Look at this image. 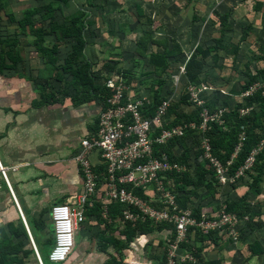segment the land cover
<instances>
[{
    "label": "crops",
    "instance_id": "crops-1",
    "mask_svg": "<svg viewBox=\"0 0 264 264\" xmlns=\"http://www.w3.org/2000/svg\"><path fill=\"white\" fill-rule=\"evenodd\" d=\"M126 2L0 0V161L7 174L6 180L0 172V232L4 230L19 248L24 264H39L33 245L43 264H56L49 260L56 244L52 208L74 205L83 192L74 158L82 141L97 130L102 102L76 99L74 71L91 64L96 83L101 85L119 76L114 69L135 73L142 60L149 65L136 53V47L143 31L152 30L128 20ZM51 4L56 10L54 21L46 10ZM80 9L89 12L90 25L82 55L69 68L68 61L81 44L70 36L62 38V34L75 29L71 19ZM30 11L35 12L30 17L32 23L46 31L43 46L53 49L58 45L50 60L41 53L26 22ZM136 15L140 21L141 16ZM153 33L155 39H163ZM164 40L173 45V40ZM94 160L98 162L96 155ZM102 211L100 202L87 206L86 223L76 234L73 254L58 264H106L112 258L117 260L114 264H157L163 251L156 243L127 228L120 215L110 216L108 223ZM131 235L135 243H131ZM25 252L32 254L25 258ZM251 258L247 262L253 264ZM213 260L204 257V262ZM214 261L223 264L224 259Z\"/></svg>",
    "mask_w": 264,
    "mask_h": 264
},
{
    "label": "rangeland",
    "instance_id": "rangeland-1",
    "mask_svg": "<svg viewBox=\"0 0 264 264\" xmlns=\"http://www.w3.org/2000/svg\"><path fill=\"white\" fill-rule=\"evenodd\" d=\"M126 1L128 20L135 24L142 23L144 28L157 32L158 38L173 40V45L181 43L184 53L178 58L171 57V67L166 71L155 70L142 60L128 84L134 100H139L142 94L153 101L155 94L151 95L150 92L162 88L161 96L171 103L170 109L177 107L172 115L169 109L163 122L167 127L164 125L162 129L169 133L176 131L178 136L164 145L170 152L159 153L172 154L170 157L176 168L163 174L164 190L159 183L147 189L149 199L144 200L150 205L145 211H134L136 220L120 217L126 221L127 228L140 231L153 244L156 243L158 249H162L157 264L162 260L165 261L163 264H167L170 258L175 264H204V257L207 256L214 260L223 257V264H250V261L247 262L250 255L253 264H264V173L259 181L254 182L257 177L255 159L264 153V135L262 137L260 131H255L261 139L235 171L231 167L238 158L242 143L248 138L246 130L240 128L237 144L226 162L213 156L208 138L213 124L229 133L223 117L236 110L240 118L262 111L261 127L264 129V107L261 110L256 102L244 107V99L253 93L261 91L264 97V0ZM258 2H262L259 8ZM139 5L143 14L137 21L138 12L134 8ZM221 11L230 13L229 21L233 24L224 31L219 18ZM221 38L239 46L238 51L227 53L218 50L217 61L213 57L205 59L203 83L189 87L185 70L189 57L200 46L214 45L215 40ZM249 74L256 75L257 79L244 89ZM197 112L203 120L202 126L188 122L186 117L182 118ZM180 117L181 124L177 123ZM158 134L161 135L160 131ZM177 139H183V143L172 148L171 143ZM201 166L213 174L212 190L194 182L198 179L197 172ZM207 177L210 179L212 175ZM187 183L190 186L186 191L179 189L187 186ZM183 193H189L191 197L190 201H183L186 208L179 201ZM173 196L178 202L176 209L172 206ZM239 200L247 203L249 211L245 217L228 211L229 202ZM180 224L186 225L185 234L178 231ZM131 243H135V238ZM258 246L262 254L254 256L253 251ZM199 250L198 258L196 254ZM170 251H175L173 256Z\"/></svg>",
    "mask_w": 264,
    "mask_h": 264
},
{
    "label": "built area",
    "instance_id": "built-area-1",
    "mask_svg": "<svg viewBox=\"0 0 264 264\" xmlns=\"http://www.w3.org/2000/svg\"><path fill=\"white\" fill-rule=\"evenodd\" d=\"M105 85L111 93L102 103L97 130L82 141L74 158L82 175L83 192L77 196L74 205H55L52 208L56 240L49 255L52 263H65L73 254L76 234L86 223L87 206H93V201L101 203L102 217L108 223L112 221L108 207L113 203L128 207L123 212L125 219L136 220L134 211H145L150 205L136 194V190L148 191L156 183L161 184L164 190L163 174L176 169L168 153H157L158 146H164L178 136L176 131L169 133L162 129L171 103L165 101L157 115L150 116L144 112L152 104L150 97L141 94L139 100H134L129 86L121 82L120 76H112ZM102 166L106 168L105 174L98 171ZM0 172L7 180L1 161ZM171 200L176 209V197ZM178 231L185 234L186 225L180 224ZM33 246L39 264H43L36 246ZM174 252L170 251L171 256ZM167 264L175 263L170 258Z\"/></svg>",
    "mask_w": 264,
    "mask_h": 264
},
{
    "label": "trees",
    "instance_id": "trees-1",
    "mask_svg": "<svg viewBox=\"0 0 264 264\" xmlns=\"http://www.w3.org/2000/svg\"><path fill=\"white\" fill-rule=\"evenodd\" d=\"M58 2H62L64 4H68L70 0H56ZM262 6V2L257 3V8ZM47 13L49 14V17L54 21V11L55 7L53 4L48 6L46 8ZM138 14L142 16L143 9L142 6L137 7ZM35 12L30 11L26 15V22L30 24L31 28V34L35 35L37 38V46L39 47L41 53L43 56L50 60L52 55L58 51V45H55L53 49H49L43 46V37L46 34V31L42 28H36V26L32 23L30 20L31 15H33ZM230 13H219L220 18V24L221 29L223 31L225 29H229L233 27V24L229 21V15ZM89 12L85 9H80L76 15L72 17V22L74 24L75 29L64 31L62 34V38H65L70 36L71 38H75L80 44V47H76L77 50L74 54V56L68 61V67H71L72 62H76L77 58L82 55V49L85 46V34L87 27L90 25L89 21ZM55 27V26H53ZM174 46V47H173ZM173 47V48H171ZM233 47V48H231ZM239 49V46H234L233 44L226 42L224 38L216 39L214 45H209L207 47L200 46L199 49L196 51L194 55L190 58L187 64V78H188V86H200L203 83L202 77L205 72V59L209 57H213L215 61L219 59L218 50H225L227 53H236ZM163 50V52H161ZM136 53L141 56L142 58H145L148 60L149 65L155 70H168L171 67V63L169 59L171 57L178 58L180 55L184 53V49L180 43H175L174 45L171 44L170 41L164 40V39H155L154 33L149 30L143 31V35L139 38L137 42L136 47ZM67 67V66H66ZM115 68V66H113ZM116 74L121 76V82L125 84L131 83L132 75H134V72L126 70V69H114ZM114 72V71H113ZM264 75V71H263ZM135 76V75H134ZM256 75H250L249 74V80L246 82V85L243 87L244 89L248 88L249 85H251L256 80ZM98 80L97 77H95L92 73V65L86 64L83 65L78 69V71H74V87L77 91V100L80 102L89 101L91 99H98L102 103L105 102V97H108L110 95V90L107 89L105 83L98 85L96 81ZM105 80V79H103ZM134 90V89H133ZM162 90V88H161ZM161 90H152L151 95L155 94V97L153 98L152 104L149 105L147 108H145V111L147 115L155 116L158 113L159 108L164 104L165 98L163 95L161 96ZM189 99V96L186 98V102ZM156 102V104H155ZM244 102L247 108V106L251 105L253 102L258 103L261 106V110H263L264 107V97L261 96V91H257L253 93L250 97H247L244 99ZM177 107L174 109H170L171 115L176 111ZM153 111V112H152ZM170 115V113H169ZM263 113L262 111L260 113H253V115L248 116L246 118H240L238 115L237 110L232 111L229 113H226L223 117V122H225L226 127L229 129V133H226L223 131L217 124L212 125L211 131L208 133V138L211 141L213 156L219 159L222 162H226L229 160L230 156L232 155L234 151V147L237 144V135L239 134L240 128H244L247 132L248 138L242 143V147L239 151L237 160L232 164L231 169L235 171L239 166H242V164L245 162V160L250 155V152L252 149L259 143L260 137L256 134L255 131H260L262 133V137L264 135V129L261 127V119H262ZM186 117L188 119V122L197 123L198 126H202L203 120H201L199 113H193L191 115H185L182 116V118ZM173 120V119H172ZM181 117L179 120H177V123L181 124ZM173 122H175L173 120ZM167 127V124H164ZM183 139H177L174 142H172V148L176 144H182ZM168 151L165 146H158L157 153ZM167 152V153H168ZM169 154V153H168ZM170 155V154H169ZM172 155V154H171ZM170 155V156H171ZM172 158V157H171ZM174 158V156H173ZM255 170L257 171V177L254 178V182H257L260 180L261 176L264 173V153L259 154L255 159ZM100 174H105L106 168L104 166L99 168ZM198 179L196 184L198 185H205L209 190H212L213 185V174L211 171H207L203 166L198 168ZM208 175H212V178L208 179ZM189 178V177H188ZM188 181V179H186ZM194 182H191L194 183ZM188 185L185 187L179 188L180 190H187L190 186V183H187ZM177 196H179L178 191ZM136 194H138L140 197H144L149 199V195L147 194V191L139 188L136 190ZM190 195L189 193H183L179 197L180 205L186 208L183 204V201H190ZM228 211L238 214L240 217H245L248 214V207L247 203H244V201H230L228 204ZM110 216L112 218H115L117 215H122L126 207L125 205H122L120 203H113L110 206ZM24 236L27 237V232L25 229L22 231ZM21 232V234H22ZM0 235V264H24L23 259L20 257L19 248L16 247L13 242L11 241L9 235L5 233L4 230H2ZM15 231L13 232V234ZM135 235V233L133 234ZM131 235L130 241L134 240V236ZM137 235V234H136ZM200 250L197 252L196 256L199 258ZM32 253H23V256L25 258L29 257ZM262 254V250L260 246H258V249L256 251H253L254 256H258ZM115 259L109 260L106 264H114L116 263ZM165 261H161L160 264H163ZM204 264H218V262L213 261H206Z\"/></svg>",
    "mask_w": 264,
    "mask_h": 264
}]
</instances>
